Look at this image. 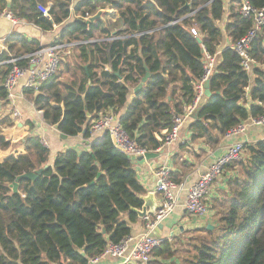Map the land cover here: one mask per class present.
I'll list each match as a JSON object with an SVG mask.
<instances>
[{
  "label": "trees",
  "instance_id": "16d2710c",
  "mask_svg": "<svg viewBox=\"0 0 264 264\" xmlns=\"http://www.w3.org/2000/svg\"><path fill=\"white\" fill-rule=\"evenodd\" d=\"M247 1L255 10L264 8V0ZM238 3L79 0L72 5V0H0V14L43 32L60 26L56 42L119 37L76 48L87 66L81 68L79 79L61 84L52 78L36 93L25 90V95L31 96L44 122L67 137L81 134L88 139L90 123L112 114L140 149L152 152L163 146L173 119L193 104L205 54L215 57L211 97L189 126L191 140L216 146L233 126L264 115V24L248 51L253 63L246 72L230 47L252 27L251 19L238 13ZM48 4L45 15L40 8ZM107 7L117 11L115 22L84 20ZM224 36L228 44L221 49ZM38 48L37 41L12 34L0 49V63ZM17 65L24 67L26 61ZM144 66L150 77L127 103L130 88L145 75ZM10 69L9 64L0 65V101L5 99L2 83ZM25 126L29 133L34 129L30 121ZM39 140L28 134L22 152L0 158V264H88L109 243L130 235L135 210L143 205L132 159L116 150L105 134L87 150L58 154L35 180L21 179L13 193L9 186L17 177L42 169L48 161L49 151ZM9 147L0 133V151ZM243 151L244 159L227 166H238L240 174L231 180L232 198L217 227L190 242L191 256L181 264H264V140L244 145ZM169 179L180 184L171 173ZM173 255L168 241L153 252L155 258Z\"/></svg>",
  "mask_w": 264,
  "mask_h": 264
},
{
  "label": "crops",
  "instance_id": "0c3cea01",
  "mask_svg": "<svg viewBox=\"0 0 264 264\" xmlns=\"http://www.w3.org/2000/svg\"><path fill=\"white\" fill-rule=\"evenodd\" d=\"M79 0H72V5L76 4ZM227 3L229 0H224ZM51 4H48L45 9L49 10ZM71 9V8H70ZM97 14L105 22L113 23L115 22L119 15L117 11H113L110 8H105L100 10ZM224 22V21H223ZM223 23H220L222 29ZM61 27L54 26L52 31L43 32L38 27L33 24L27 23L23 20H17V23L6 19L5 17H0V49L5 48V40L9 38L12 34H19L23 36L27 41L35 40L39 43V46H46L56 41L59 38ZM100 37V36H98ZM104 38V37H103ZM101 38V39H103ZM100 39V40H101ZM228 44L227 38L224 36L221 42L220 48L226 47ZM74 50L73 52H75ZM219 54V53H217ZM70 58V57H69ZM68 58V59H69ZM67 59V60H68ZM150 77V76H149ZM148 80V79H147ZM26 79L22 78L18 86L15 88V107L20 112V119L15 120L11 113L12 107L7 102L0 101V133L10 129L6 126V121L9 118L12 119L13 127L19 132H23L25 123L30 121L34 125V129L29 133L30 135H36L43 138L48 144V161L47 166H52L55 157L58 154L64 153L67 150H87L86 139L80 134L76 137L64 138L54 126L47 125L42 117V112L37 111L32 103V100L27 99L25 95L24 83ZM147 82V81H146ZM130 88L127 103H130L134 97V89ZM206 100L205 96L202 98L201 103ZM200 106V105H199ZM199 108V107H198ZM124 109H122L123 111ZM194 120L190 117L185 120L182 127L179 130L178 139L176 142L170 145H163L156 151L146 152L155 153L158 156L150 161H139L138 157L132 159V168L136 173V177L143 188V194L140 195L143 200L148 195H151L153 207L155 208V213L162 207L163 199L159 193H156V176L155 174L160 168H167L169 173L177 176L180 179V184L183 187V192L178 195V207L166 214L158 224H161L162 228L157 231H153V235L162 238L164 241L173 242L175 240L183 241L185 239H190V235H204L206 231L215 230L217 227V221L219 215L224 213L227 208L228 202L232 198L231 195V180L238 177L240 174V168L236 165L226 167L222 175L211 185L209 194L206 199L207 213L202 217L190 216L183 210L184 196L186 190L192 185L199 177L204 173L209 164L213 160L223 153V148L235 142H240L243 145H252L257 142L264 140V126H249L245 132L235 138L227 139L222 137L216 146H208L204 139H198L195 141L191 140V132L189 131V126ZM21 124V127L18 124ZM5 140L10 142L5 134L2 133ZM24 139L21 140V143ZM11 145V142H10ZM21 150H14L17 152H22ZM8 150V149H7ZM7 151H0V158H4L11 154H5ZM145 153V154H146ZM144 154V155H145ZM143 155V156H144ZM142 156V157H143ZM245 153H243L242 158L244 159ZM241 158V159H242ZM178 185V184H176ZM147 217L141 219L137 216L135 223L130 224L131 233L130 235L136 236L145 230L146 222L152 220L154 215H148ZM207 226H211V230H207ZM157 227V226H156ZM175 258H155L152 256L149 264H177ZM93 264H121L119 260L113 258H104ZM137 264V263H135Z\"/></svg>",
  "mask_w": 264,
  "mask_h": 264
},
{
  "label": "built area",
  "instance_id": "2783aa9c",
  "mask_svg": "<svg viewBox=\"0 0 264 264\" xmlns=\"http://www.w3.org/2000/svg\"><path fill=\"white\" fill-rule=\"evenodd\" d=\"M40 9L45 15H47V10L45 8ZM112 10L115 11L114 9ZM238 13L244 18H250L252 21V27L244 36L235 43H232L230 47L241 59L240 64L242 69L249 72L253 61L251 60L248 51L257 33L261 30V27L264 24V8L261 10H255L251 8L247 0H239ZM191 15L192 14H189L187 17H190ZM0 17H5L14 23H17V19H13L7 13L0 14ZM90 18L92 17L86 15L84 20L87 21ZM181 21L182 19L175 21V23ZM153 31L154 30L137 33L131 36L136 37L152 33ZM191 31L197 36L195 29H191ZM117 39H119V37L111 36L107 39L93 41H53L49 45L39 46L38 49L30 54L21 57H11L9 60L0 63V65H11V69L4 78L2 87L5 90L4 101L12 107V117L15 120H19L21 117L20 112L15 107V88L18 86V83L22 78L26 79L24 88L36 93L43 84L47 83L55 76L59 66L65 62L71 56L72 52L79 46L93 42H109ZM20 60L26 61L24 67L17 65V62ZM214 63L215 57H210L205 54L204 74L200 82L195 85L196 96L193 104L188 108H184L183 115L173 119V129L164 138L163 145H170L177 141L179 130L183 123L193 114L195 109L199 107L200 102L204 97L203 84L209 81ZM249 126H264V115L257 118H251L246 122L233 126L227 130L224 137L227 139L235 138L243 134ZM89 133L90 137L86 139V142L91 143L96 138L106 134L113 147L131 159L142 157L146 153L145 150L140 149L136 143L129 138L120 125L118 117L115 115H100L90 123ZM39 141L43 147L48 148V144L43 138L40 137ZM243 148L244 145L240 142L226 145L223 148V153L217 156L213 162L209 164L204 173H202V175H200V177L189 186L186 190L184 203L182 205L183 210L187 214L194 217H202L207 213L206 199L211 185L222 175L224 169L228 165L241 160L244 152ZM155 176V191L162 196L163 205L154 214L152 220L146 222L145 230L136 236L129 235L118 243H109L105 250L97 258L89 260L88 264L96 263L104 258L117 259L121 264H149L154 250L164 242L162 238L154 236L153 231L155 230L157 223H159L166 214L174 211L178 207V194L184 190L182 185H176L169 179V171L167 168H160Z\"/></svg>",
  "mask_w": 264,
  "mask_h": 264
},
{
  "label": "rangeland",
  "instance_id": "374dc122",
  "mask_svg": "<svg viewBox=\"0 0 264 264\" xmlns=\"http://www.w3.org/2000/svg\"><path fill=\"white\" fill-rule=\"evenodd\" d=\"M81 68L86 69L87 66L80 59L78 51L72 52L70 58L59 66L58 71L53 79L57 80L61 84H67L69 82L75 81V79H79L81 76ZM30 97L31 96H28L27 99L30 100ZM6 126L10 127V129L7 130L8 133L6 134L5 130H1V132L4 133L5 137L11 142L9 149L6 150L7 153H5L8 155L24 148L21 140L27 138L29 132L27 126L24 127L22 133L16 130L13 127L11 118L6 121ZM200 236L201 235H190V239H185L183 241L175 240L174 243L172 241L170 242L171 250H173L174 253L172 258H175L178 261L177 264H181L185 258H189L191 256L190 250L192 245L189 244Z\"/></svg>",
  "mask_w": 264,
  "mask_h": 264
},
{
  "label": "water",
  "instance_id": "95a60500",
  "mask_svg": "<svg viewBox=\"0 0 264 264\" xmlns=\"http://www.w3.org/2000/svg\"><path fill=\"white\" fill-rule=\"evenodd\" d=\"M186 6H189V4H187ZM100 18V15L99 14H96L95 16H93L92 18H90L89 20H87L86 22L90 23V22H93L94 20L96 19H99ZM198 42H200L199 39H197ZM144 69H145V75L141 78L139 84L136 86V88L134 89V93L138 90H140L143 85L146 83L147 79L149 78L150 74L149 72L147 71V68L144 66ZM89 83V82H88ZM203 90H204V96L206 99L210 98L211 97V92L209 90V81L205 82L203 84ZM202 105V103L200 104V106ZM199 106V107H200ZM198 108L195 109V111L193 112V114L191 115V118L193 120H196L197 118V113H198ZM19 127H21V124L19 123L18 124ZM64 138H66L67 136L65 135H62ZM86 145L87 146H90L91 144L86 142ZM158 155L155 154V153H146L143 157H138V160L139 161H150V160H153L154 158H156ZM48 166L45 165L42 169H39L37 171H34V172H31V173H27V174H23L19 177L16 178L15 182L13 184H11L9 187L12 189V192L13 193H17V187H18V182L21 180V179H27V180H30V181H33L35 180L41 173L44 169H46ZM141 199V197H140ZM143 205L142 207L139 209V210H135V213L136 215L141 218V219H144L147 217V211H149L148 215H154L155 214V208L153 207V202H152V197L151 195H148L146 198H144L143 200L141 199ZM162 226L161 224H158L157 227L155 228V231H157L158 229H161ZM207 230H211L212 227L211 226H207L206 228ZM154 231V232H155ZM155 236H157L155 234Z\"/></svg>",
  "mask_w": 264,
  "mask_h": 264
}]
</instances>
